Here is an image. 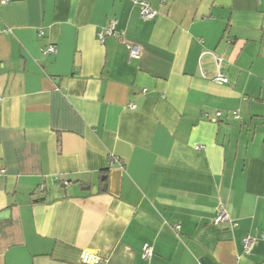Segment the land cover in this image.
Instances as JSON below:
<instances>
[{
	"label": "crops",
	"instance_id": "obj_1",
	"mask_svg": "<svg viewBox=\"0 0 264 264\" xmlns=\"http://www.w3.org/2000/svg\"><path fill=\"white\" fill-rule=\"evenodd\" d=\"M7 1L0 264H264V0Z\"/></svg>",
	"mask_w": 264,
	"mask_h": 264
},
{
	"label": "built area",
	"instance_id": "obj_2",
	"mask_svg": "<svg viewBox=\"0 0 264 264\" xmlns=\"http://www.w3.org/2000/svg\"><path fill=\"white\" fill-rule=\"evenodd\" d=\"M7 2H8L7 0H1L0 4H7ZM133 2L135 5L139 7L140 15L143 19L150 20L155 17L156 12L150 8L147 1L133 0ZM115 24H116L115 21H110L109 24L98 33V40L100 41V43L104 42V38L106 36H112L115 34V31H116ZM125 47L128 50L130 57L137 58L139 56L140 49L138 46L126 44ZM43 53L44 54H54L56 53V47L48 46L46 49L43 50ZM215 62H216L217 67L219 68L221 64V58L216 56ZM212 82L218 85H222V84H226L228 82V79L224 75H222L219 71H217V73L212 78ZM131 107L134 108V106H131ZM233 115L235 118H238L236 113H234ZM219 116H220V113L219 112L216 113V117H219ZM200 148H201L200 146L195 147L196 150H200ZM64 184H68V182H64ZM228 221H229V216L224 206L221 205L218 209L217 215L213 219V224H221V223L228 222ZM233 226L235 225L233 224ZM173 229L176 231L179 230V225H174ZM260 237L262 240H264V234H261ZM255 241H256V238H254L251 235H247L243 238L242 245H243L244 255H248L251 252ZM152 254H153L152 247L147 243L143 244L142 245V257L148 259L152 256ZM80 262L82 264H101V259L95 253L88 251V250H84L80 254Z\"/></svg>",
	"mask_w": 264,
	"mask_h": 264
}]
</instances>
